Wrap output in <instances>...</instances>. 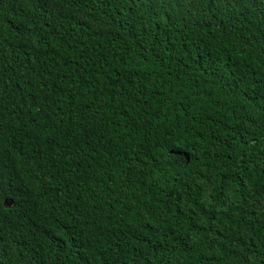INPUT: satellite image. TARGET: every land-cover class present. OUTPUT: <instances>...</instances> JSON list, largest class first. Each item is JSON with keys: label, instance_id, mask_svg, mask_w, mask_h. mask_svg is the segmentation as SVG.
<instances>
[{"label": "trees", "instance_id": "1", "mask_svg": "<svg viewBox=\"0 0 264 264\" xmlns=\"http://www.w3.org/2000/svg\"><path fill=\"white\" fill-rule=\"evenodd\" d=\"M0 264H264V0H0Z\"/></svg>", "mask_w": 264, "mask_h": 264}, {"label": "water", "instance_id": "2", "mask_svg": "<svg viewBox=\"0 0 264 264\" xmlns=\"http://www.w3.org/2000/svg\"><path fill=\"white\" fill-rule=\"evenodd\" d=\"M4 204H5V206L9 207L11 205V201L10 200H5Z\"/></svg>", "mask_w": 264, "mask_h": 264}]
</instances>
